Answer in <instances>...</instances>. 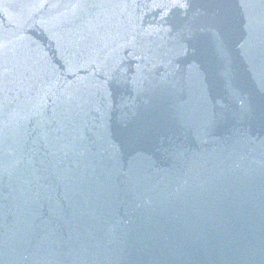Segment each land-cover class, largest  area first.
Listing matches in <instances>:
<instances>
[{
  "label": "water",
  "instance_id": "water-1",
  "mask_svg": "<svg viewBox=\"0 0 264 264\" xmlns=\"http://www.w3.org/2000/svg\"><path fill=\"white\" fill-rule=\"evenodd\" d=\"M0 264H264V0H0Z\"/></svg>",
  "mask_w": 264,
  "mask_h": 264
}]
</instances>
